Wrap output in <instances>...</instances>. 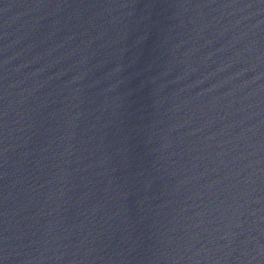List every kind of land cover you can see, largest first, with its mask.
I'll use <instances>...</instances> for the list:
<instances>
[{
    "label": "water",
    "instance_id": "1",
    "mask_svg": "<svg viewBox=\"0 0 264 264\" xmlns=\"http://www.w3.org/2000/svg\"><path fill=\"white\" fill-rule=\"evenodd\" d=\"M0 264H264V0H0Z\"/></svg>",
    "mask_w": 264,
    "mask_h": 264
}]
</instances>
